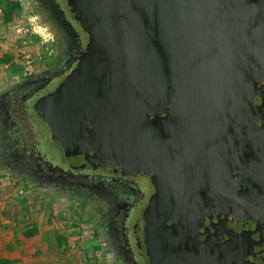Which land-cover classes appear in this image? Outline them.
Here are the masks:
<instances>
[{
  "label": "water",
  "instance_id": "1",
  "mask_svg": "<svg viewBox=\"0 0 264 264\" xmlns=\"http://www.w3.org/2000/svg\"><path fill=\"white\" fill-rule=\"evenodd\" d=\"M89 30L36 106L69 160L148 175L149 264H264V0H67Z\"/></svg>",
  "mask_w": 264,
  "mask_h": 264
},
{
  "label": "flooded vegetation",
  "instance_id": "2",
  "mask_svg": "<svg viewBox=\"0 0 264 264\" xmlns=\"http://www.w3.org/2000/svg\"><path fill=\"white\" fill-rule=\"evenodd\" d=\"M54 38L48 69L0 93V169L90 209L123 264H149L144 213L155 193L148 175L108 172L69 160L36 106L69 82L87 54L89 30L67 0H33Z\"/></svg>",
  "mask_w": 264,
  "mask_h": 264
},
{
  "label": "rangeland",
  "instance_id": "3",
  "mask_svg": "<svg viewBox=\"0 0 264 264\" xmlns=\"http://www.w3.org/2000/svg\"><path fill=\"white\" fill-rule=\"evenodd\" d=\"M6 1L0 0V5L4 7ZM17 1L22 9L11 23L6 24L3 10L0 12V57L11 58L9 62H0V93L48 69L54 52V36L39 16L34 1ZM3 184L15 192L20 205L27 203V196L33 194L30 200L38 206L37 219L46 221L43 231L49 235L47 238L53 247L45 255L37 253V257L66 264H107L108 260L123 264L107 245L102 230L97 228L95 216L82 203L53 190L35 187L26 178L0 169V185ZM32 225L30 221L22 228Z\"/></svg>",
  "mask_w": 264,
  "mask_h": 264
},
{
  "label": "crops",
  "instance_id": "4",
  "mask_svg": "<svg viewBox=\"0 0 264 264\" xmlns=\"http://www.w3.org/2000/svg\"><path fill=\"white\" fill-rule=\"evenodd\" d=\"M0 7L2 12L3 4ZM8 186L0 185V264H66L57 259L36 256L39 252L45 255V251L48 253L53 247L52 241L47 238L49 235L43 231L46 221L37 219L35 211L38 206L30 200L33 194L27 196V203L20 205L15 198V192L9 190ZM28 193L30 194L29 191ZM18 220L20 221L17 222ZM30 221L34 225L22 228ZM30 232L35 235L31 238L25 237L24 233ZM101 250H104L103 247ZM108 262L110 263L107 264H114V261Z\"/></svg>",
  "mask_w": 264,
  "mask_h": 264
},
{
  "label": "trees",
  "instance_id": "5",
  "mask_svg": "<svg viewBox=\"0 0 264 264\" xmlns=\"http://www.w3.org/2000/svg\"><path fill=\"white\" fill-rule=\"evenodd\" d=\"M22 5L17 0H7L3 7L4 22L9 24L21 11ZM6 58V59H5ZM11 60L10 57H4L0 60L1 63H6ZM25 237L31 238L35 235L34 232L24 233Z\"/></svg>",
  "mask_w": 264,
  "mask_h": 264
}]
</instances>
